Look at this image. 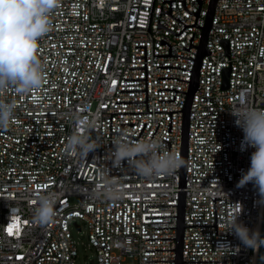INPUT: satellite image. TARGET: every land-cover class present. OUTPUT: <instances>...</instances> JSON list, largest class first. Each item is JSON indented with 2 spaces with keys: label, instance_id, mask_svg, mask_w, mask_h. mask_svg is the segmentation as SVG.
Returning <instances> with one entry per match:
<instances>
[{
  "label": "built area",
  "instance_id": "built-area-1",
  "mask_svg": "<svg viewBox=\"0 0 264 264\" xmlns=\"http://www.w3.org/2000/svg\"><path fill=\"white\" fill-rule=\"evenodd\" d=\"M209 0H59L51 28L38 41L44 72L42 87L17 94L0 90V101L14 103L9 127L0 130V264H77L72 228L88 230L94 264H175L179 172L118 179L124 196L117 201L93 197L98 169L110 172V113L144 112V47L148 111L180 110L193 70ZM190 110L183 264H256L257 250L230 230V221L261 230L264 201L249 182L239 187L254 148L231 114L242 106L264 110V0H218ZM182 113L112 114L111 143L151 140L161 153L180 156ZM93 119L88 135L95 153L79 160L65 152L67 138L83 128L75 117ZM157 149V151H158ZM111 145V154H113ZM175 171H179V168ZM136 172L131 162L111 164V174ZM59 194L54 221L40 225L34 212L41 194ZM19 228L8 231L9 225ZM223 243L228 248H218Z\"/></svg>",
  "mask_w": 264,
  "mask_h": 264
},
{
  "label": "clouds",
  "instance_id": "clouds-1",
  "mask_svg": "<svg viewBox=\"0 0 264 264\" xmlns=\"http://www.w3.org/2000/svg\"><path fill=\"white\" fill-rule=\"evenodd\" d=\"M59 5V0H0V90L14 88L17 94L30 93L42 87L44 72L37 56L38 41L51 28V14ZM14 103L0 101V130L7 129L13 118ZM231 114L236 118V126L243 131V143L255 151L251 154L249 169L242 174L238 186L251 182L264 201V110L242 106ZM74 123L83 132L74 131L66 140L65 152L79 160H86L95 153L97 145L88 135L95 127L93 119L75 117ZM153 140H116L113 145V166L131 162L136 173L145 178L168 175L183 167V159L174 152L157 151ZM99 180L93 197H103L109 201L123 198L124 190L118 179H113L107 169H98ZM59 194L49 192L37 198L38 207L34 212L35 221L48 225L57 215L55 205ZM238 216V215H237ZM237 216L230 221V230L237 238L254 251L264 246V237L259 230H250L237 223ZM218 248H228L221 243Z\"/></svg>",
  "mask_w": 264,
  "mask_h": 264
},
{
  "label": "water",
  "instance_id": "water-1",
  "mask_svg": "<svg viewBox=\"0 0 264 264\" xmlns=\"http://www.w3.org/2000/svg\"><path fill=\"white\" fill-rule=\"evenodd\" d=\"M218 0H209V4L207 7L201 36L199 40V45L194 61L193 70L178 67L174 65H159L157 68H165V67H175L185 70L192 71L190 80H185L181 78L176 77H157V79H179L183 81H188L189 86L187 90V94L184 100L183 107L180 110H171V111H148V101H147V76H146V51L145 46H135V47H144V56H138L135 58H144V67H129V69H144L145 72V78H125V80H145V89H131V90H120V92L125 91H145V100H137V101H115V103H133V102H145V111L144 112H111L110 113V176H116L120 174H137L136 172H129V173H114L111 174V164L113 159V154H111V145H114V143H111V137L112 133H120L124 135H128L124 132H122L125 124L133 125L134 123H121V132H114L112 130V114H121V113H151V112H168L170 113L171 120L169 124L168 130L171 131L172 126V112H183L182 113V132H181V150H180V157L183 159V167L179 168V191H178V204H170V205H146V206H171V205H178L177 207V215H170V216H146V218H155V217H173L177 216V226H171V227H155V228H173L176 227V237L171 238H145L146 239H176V248H168V249H145V251L148 250H175V260H145V262H155V261H175V264H183V262H227L226 259L224 260H183V248H184V230L185 226H215L216 227V234H218V228H217V215H216V202L215 200L221 199V197H211V200L214 201V211H215V223L214 224H185V206H186V188H187V171H188V152H189V132H190V110L194 98L195 91H197L200 88L199 83V77L201 72V66L203 62V58L205 55L212 54V51H210L207 48V41L210 33V28L213 27V16L216 9ZM158 125L151 136L150 140L154 136L156 130L158 129ZM147 122L144 123V126L141 130L143 131L145 125ZM140 132V134H141ZM139 134V136H140ZM130 136V135H128ZM138 137H132L134 139H138ZM165 141L169 146V151H171V141L162 139ZM160 152V150L158 149ZM125 165V162H124ZM260 234L262 237H264V214L262 219V225ZM256 264H264V246H261L257 250L256 254Z\"/></svg>",
  "mask_w": 264,
  "mask_h": 264
},
{
  "label": "rangeland",
  "instance_id": "rangeland-1",
  "mask_svg": "<svg viewBox=\"0 0 264 264\" xmlns=\"http://www.w3.org/2000/svg\"><path fill=\"white\" fill-rule=\"evenodd\" d=\"M72 233L78 243L79 249V257L77 264H94V251L88 246V230L83 227L80 231L76 227H73Z\"/></svg>",
  "mask_w": 264,
  "mask_h": 264
},
{
  "label": "snow or ice",
  "instance_id": "snow-or-ice-1",
  "mask_svg": "<svg viewBox=\"0 0 264 264\" xmlns=\"http://www.w3.org/2000/svg\"><path fill=\"white\" fill-rule=\"evenodd\" d=\"M13 228H19V224L18 223H14V224H10L8 231L11 233Z\"/></svg>",
  "mask_w": 264,
  "mask_h": 264
}]
</instances>
